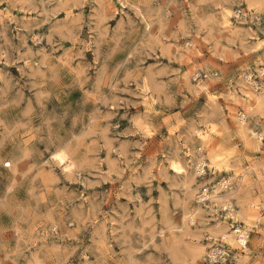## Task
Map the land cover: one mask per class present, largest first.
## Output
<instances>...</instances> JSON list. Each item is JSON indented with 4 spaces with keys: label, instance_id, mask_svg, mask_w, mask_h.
Returning a JSON list of instances; mask_svg holds the SVG:
<instances>
[{
    "label": "rangeland",
    "instance_id": "374dc122",
    "mask_svg": "<svg viewBox=\"0 0 264 264\" xmlns=\"http://www.w3.org/2000/svg\"><path fill=\"white\" fill-rule=\"evenodd\" d=\"M220 3L0 0V33L17 47V33L28 37L27 47L0 63V264H42L46 256L73 264L79 253L69 256L67 246L74 238L105 248L108 238L121 237L111 252L127 264H136L145 233L166 228L178 245L186 242L198 202L142 162L131 147L139 137L125 132L126 110L115 106L129 91L155 100L152 92H167L175 72L198 97L196 123L212 122L220 133H213L219 144L207 145L206 163L224 169L230 195L209 218V235L220 238L212 248L227 251L226 264H264V33L237 23L228 15L236 9ZM247 85L261 90L245 104ZM230 107L235 115L220 130L213 114ZM235 227L247 231L245 251L229 241Z\"/></svg>",
    "mask_w": 264,
    "mask_h": 264
},
{
    "label": "clouds",
    "instance_id": "9594fccd",
    "mask_svg": "<svg viewBox=\"0 0 264 264\" xmlns=\"http://www.w3.org/2000/svg\"><path fill=\"white\" fill-rule=\"evenodd\" d=\"M36 3L43 7L49 3V0H36ZM243 5L247 7H242ZM217 7L236 9L228 15L235 17L237 23L257 25V31L264 33V0H222ZM32 10L37 11L39 15H50L47 11H40L35 5ZM35 23L37 27L41 24L38 18ZM25 30L31 31V27L26 25ZM13 39H19V47L6 35L0 33V40L4 42L0 44V63L4 62L7 52L20 51L27 47V36L17 33ZM35 39L39 41L40 37ZM261 46L264 47V44ZM24 58L23 55L20 57L21 60ZM12 59L14 57L10 58L9 62ZM196 70L197 66L189 68L190 73ZM172 74L170 70V75ZM259 75L264 79V70ZM174 76L175 79L169 81L167 92H152L156 97L155 100L149 99L145 102L141 90L129 91L126 100L115 102L116 108L126 110L121 117L122 120L127 121L125 132L129 136L139 137L131 147L140 150V154L145 158L142 162L149 164L150 171L155 172L157 178L167 177L170 186L186 188V199L198 202L199 209V218L195 221L196 229L193 232L191 224L185 228L184 236L187 240L184 242V237L181 238L182 246L176 243L173 236L166 234V228L164 231L142 235L136 243L139 252L136 264H226L225 259L212 254L214 251L212 244L218 243L220 238L210 236L208 227L209 218H217V200L230 195L228 191L230 181L221 174L224 169L217 171L215 164L206 163L209 157L205 153L211 151L207 145L212 140L219 144L221 141L216 140L213 133L216 136L220 133L212 122L200 120L199 124L196 123L200 119L201 112L198 107V97L194 92L190 94L182 73L175 72ZM132 109L135 111H131ZM234 115L235 113L231 111L225 114L223 109H218L213 114V120L220 130H223L224 125ZM140 121H144L147 128L140 127ZM261 139H264V136ZM158 157L162 159H157ZM209 191L212 193L210 197L206 195ZM205 200L209 203H205ZM202 238L212 243L205 245L201 242ZM121 241V237H110L106 247L101 248L97 246L95 238L91 242L86 237L74 238L72 244L67 246L68 255L79 253L73 264H127L122 257L113 258L111 252L112 246ZM193 249H199L200 254L193 256ZM42 264H68V260H57L46 256Z\"/></svg>",
    "mask_w": 264,
    "mask_h": 264
},
{
    "label": "bare ground",
    "instance_id": "6f19581e",
    "mask_svg": "<svg viewBox=\"0 0 264 264\" xmlns=\"http://www.w3.org/2000/svg\"><path fill=\"white\" fill-rule=\"evenodd\" d=\"M228 22V21H227ZM225 23V22H224ZM253 36V35H252ZM191 59V57L189 58ZM199 76V75H197ZM249 82V80H248ZM254 82V81H253ZM253 85V84H252ZM261 86V85H260ZM247 90L244 91L245 93V98H242V100L245 102V104H248L250 102H252V100L254 101L255 98L257 99V97L255 96L256 94H258L261 90V88L259 86H254V87H251L249 85L246 86ZM263 88V87H262ZM236 92V91H235ZM235 94V93H234ZM239 95V94H238ZM239 98V97H238ZM237 100V99H236ZM240 100V99H239ZM236 104V103H235ZM234 104V105H235ZM233 105V106H234ZM239 105V104H237ZM236 108V107H235ZM234 108V109H235ZM237 109V108H236ZM232 110L233 111V107H230L229 111ZM240 114V113H239ZM239 116V115H238ZM238 118V117H237ZM236 118V119H237ZM240 120H239V123L240 125L243 127L242 129H244V126L246 124V119H247V116L246 114H241V117H239ZM244 131V130H243ZM242 131V132H243ZM245 133V132H244ZM254 134V133H253ZM243 136V135H242ZM262 136V135H261ZM209 194V193H208ZM210 197V196H209ZM230 204V203H229ZM230 208V205L226 204V206L224 207V210H228ZM232 210V209H231ZM247 213V212H246ZM236 219V218H235ZM239 221V220H238ZM227 228V227H226ZM216 230V229H215ZM220 230V228H219ZM218 230V231H219ZM222 230V229H221ZM224 232V230H223ZM234 236H228L229 237V241L234 244L235 242L238 243V245L241 247V250L245 251L247 249V246H248V234H247V231L246 229H241L240 227H235L234 228ZM222 234V233H221ZM228 235V234H227ZM227 235H225V238H228ZM224 238V239H225ZM234 246V245H233Z\"/></svg>",
    "mask_w": 264,
    "mask_h": 264
},
{
    "label": "built area",
    "instance_id": "2783aa9c",
    "mask_svg": "<svg viewBox=\"0 0 264 264\" xmlns=\"http://www.w3.org/2000/svg\"><path fill=\"white\" fill-rule=\"evenodd\" d=\"M7 167H8V166H7ZM207 193L210 194V191H209V192H206V194H207ZM204 202L207 203L208 201L205 200ZM218 250H220V251H218ZM213 252H215V255H217L218 258H222V259H223L225 256H227V251H225V250H223V249H220V248L215 249Z\"/></svg>",
    "mask_w": 264,
    "mask_h": 264
}]
</instances>
